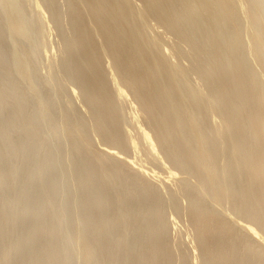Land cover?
<instances>
[{
	"label": "bare ground",
	"instance_id": "bare-ground-1",
	"mask_svg": "<svg viewBox=\"0 0 264 264\" xmlns=\"http://www.w3.org/2000/svg\"><path fill=\"white\" fill-rule=\"evenodd\" d=\"M262 6L0 0V264H264Z\"/></svg>",
	"mask_w": 264,
	"mask_h": 264
},
{
	"label": "rangeland",
	"instance_id": "rangeland-1",
	"mask_svg": "<svg viewBox=\"0 0 264 264\" xmlns=\"http://www.w3.org/2000/svg\"><path fill=\"white\" fill-rule=\"evenodd\" d=\"M136 2H138V0H135ZM261 9H262V11H264V6H262L261 7ZM46 15H48V13L46 14ZM49 16V15H48ZM48 16H46V17H48ZM49 19V18H48ZM47 18H46V20H47V22L48 21H50V20H48ZM51 23H52V21H50ZM50 22H48V23H50ZM153 23L155 22V21H152ZM50 23V24H51ZM49 24V27L51 26V30H49L50 31V36L48 35V39H50L49 40V46H51L52 48H51V50L53 49V53L52 54H58V51H59V48H60V45H61V37L59 36V33H58V31L56 30V28H55V26H54V24L52 23V25H50ZM156 24V23H155ZM154 25V24H153ZM155 26V25H154ZM156 26H158V24L156 25ZM55 29H54V28ZM160 28V26L158 27V29ZM162 28V27H161ZM160 28V29H161ZM160 29L158 30V31H160ZM162 30H163V28L161 29V32H162ZM167 32V33H166ZM162 33H164V34H166V35H163ZM161 34L164 36L163 38H165L164 40H167L166 42H168V43H170V42H172V43H174L175 42V36H173L172 35V33L170 32L169 33V31H165L164 32V30H163V32H162ZM169 35V36H168ZM166 36V37H165ZM168 36V37H167ZM172 37H174L173 38V40H169V39H172ZM169 38V39H168ZM177 39V38H176ZM177 41V40H176ZM175 43H177V42H175ZM240 53H242V50L241 51H239V52H237V53H235V54H231L230 55V57H235L236 55H238V54H240ZM54 54V55H55ZM184 59H188V57L187 58H185V57H183ZM183 58H182V61H183ZM185 61H187V62H189V60H184V62ZM183 62V63H184ZM184 64H186V62L184 63ZM249 66H251V62L249 63ZM196 75V73H192L191 74V77H193V78H191L192 79V81L194 82L195 80V82L194 83H196L197 82V75H196V78H194L195 76L194 75ZM194 79V80H193ZM199 79V78H198ZM209 91V90H208ZM79 105H76V106H78V108L80 109V110H82V109H84L83 107V100H82V98L80 97V95H77V97H75V99H74ZM132 100V99H131ZM80 102H82V103H80ZM77 103H75V104H77ZM80 104H81V106H80ZM83 104V105H82ZM134 106H136L137 107V105H136V103L134 102ZM131 110V106H129L128 104H127V113H128V110ZM83 111V110H82ZM130 127V126H129ZM95 144H97V147L99 148V147H102V146H105V144L103 143V145H101V140L100 139H96V143ZM99 145V146H98ZM244 147H247V146H244ZM127 151V152H126ZM125 152V154H129V156H134V153L133 152H131L130 150H129V152H128V150H126ZM133 153V154H132ZM146 164H149V163H146ZM152 166L153 164H149V166ZM153 166H155V165H153ZM157 166H155V167H153V168H156ZM159 167V166H158ZM158 169H160V168H158ZM157 169V170H158ZM156 170V171H157ZM159 171H162V170H159ZM153 181V180H152ZM154 183H157V184H159V185H162V183L160 182V180H156V179H154ZM170 183V184H169ZM173 184L175 185V183H174V181L172 182V181H170V182H168L167 183V186H170V187H168V189L169 188H171L172 189V187H173ZM167 186H166V188H167ZM161 187H165V186H161ZM174 188H175V186H174ZM13 194H14V192L13 191H8V192H6V193H4V194H2L1 196H0V202H2V201H7L8 199H10L12 196H13ZM40 200V197L38 196V195H32V196H30V197H28V198H26L24 201H23V203H25V204H30V205H34V204H36L38 201ZM185 203V204H184ZM233 204V203H232ZM186 205V202L184 201L183 202V206H185ZM225 208H226V211H225ZM229 207L228 206H225V207H223V210L226 212V213H230V211H229V209H228ZM228 209V210H227ZM228 211V212H227ZM169 213L167 214V221H168V233L170 234L169 236H170V247H172V248H174L175 246H176V244L178 243V242H181L182 243V245H183V248H184V250H185V252H186V254H188V256H189V261L186 263V264H203V261H202V256L204 255V253H205V250H204V253H203V251L201 250V255H200V251H199V248L197 247V243L199 244V245H201V244H203L204 243V241L207 239L208 240V238H201L200 239V241L199 242H197L196 243V241H195V239L193 238V231H191V228H190V224H189V222L188 221H190V220H188L189 218H188V216H185L186 214H184V215H182L181 214V216H179L180 214H173L172 213V211L170 212V210L168 211ZM232 212V211H231ZM232 213H230L229 215H231ZM179 216V217H178ZM235 217V215L233 214L232 215V217ZM182 217V218H181ZM238 217L239 216H236L235 217V220L237 219L238 220ZM168 218H169V220H168ZM172 218V219H171ZM178 218V219H177ZM188 218V219H187ZM241 218V217H240ZM243 219H245V220H243ZM176 221V222H175ZM239 221H247V219L246 218H242V219H239L238 220V222ZM184 223H186V224H184ZM187 224L189 225L188 227H187ZM186 227V228H185ZM190 229V230H189ZM188 232V233H187ZM190 232H192V233H190ZM180 238H179V237ZM191 236V237H190ZM177 237V238H176ZM259 237H261V235H259ZM177 239H181V240H179V241H176ZM200 248H201V246H200ZM184 252V253H185ZM178 255V252H175V253H173L172 252V255ZM182 255H183V253H182Z\"/></svg>",
	"mask_w": 264,
	"mask_h": 264
}]
</instances>
